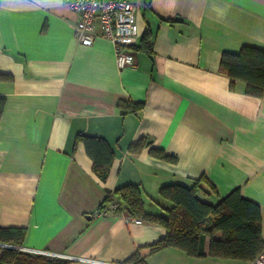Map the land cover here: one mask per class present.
Segmentation results:
<instances>
[{"label":"crops","instance_id":"crops-1","mask_svg":"<svg viewBox=\"0 0 264 264\" xmlns=\"http://www.w3.org/2000/svg\"><path fill=\"white\" fill-rule=\"evenodd\" d=\"M133 2L141 34L125 44L135 66L121 69L110 40L79 43L66 0H0V73L14 77L0 82V226L24 229L22 247L68 257L125 263L139 251L146 264H249L175 247L151 254L163 225L100 207L108 191L136 184L146 210L165 214L173 202L162 186L202 181L203 202L239 189L257 203L264 241V94H248L241 79L231 87L220 70L225 52L264 49V0ZM81 135L113 151L106 180ZM144 138L176 160L146 144L132 151Z\"/></svg>","mask_w":264,"mask_h":264},{"label":"trees","instance_id":"trees-1","mask_svg":"<svg viewBox=\"0 0 264 264\" xmlns=\"http://www.w3.org/2000/svg\"><path fill=\"white\" fill-rule=\"evenodd\" d=\"M145 38L147 37L145 36L144 40ZM150 44L151 41L147 40V45L150 46ZM220 70L231 78V87H234L236 79H241L246 83L248 94L254 96L264 94V49L245 45L239 52H225L222 55ZM13 80V75L0 73V82ZM6 103V98L0 97V120ZM141 104L133 101L121 102L122 106L132 110L139 109ZM80 139L93 158L95 173L102 180H106L113 161V151L109 144L104 139L88 135H81ZM145 144L151 146V152L154 155L176 160L174 155L166 153L161 148L153 147L152 142H147L145 138L133 144L131 150L139 151ZM205 181L210 184L207 180ZM210 186L211 192H215V187ZM199 191L209 193L202 188V181L195 182L191 187L184 184L164 185L160 194L172 201L173 205L164 208L165 214H153L145 208L140 186L128 184L114 191H108L100 210L101 212L105 210L126 212L129 216L140 218L142 221L163 225L167 235L149 246L151 254L167 247H175L194 257L210 255L253 261L264 249L260 206L244 198L239 189L232 191L217 205L201 201L197 196ZM114 202L119 204V208L109 209ZM217 232H221L220 237H216ZM24 238V229L0 226V242L16 246V248H4L0 264H14L18 260L20 253L18 248L22 247ZM208 238H210V244L207 253L205 244ZM140 256L138 251L124 264H146ZM37 263L55 264L51 259Z\"/></svg>","mask_w":264,"mask_h":264},{"label":"built area","instance_id":"built-area-1","mask_svg":"<svg viewBox=\"0 0 264 264\" xmlns=\"http://www.w3.org/2000/svg\"><path fill=\"white\" fill-rule=\"evenodd\" d=\"M66 5L78 17L74 29L79 43L91 46L97 38H106L115 46L117 63L121 69L127 66H135L134 57L131 52L125 49V44L128 40L134 39L141 34L138 3H134L133 0H66ZM118 208L119 204L115 202L109 206L111 210ZM135 221L137 223L142 222L137 219ZM21 249L24 251L49 253L44 250L26 247H21ZM68 258L94 264H124L78 257ZM249 264H264V249Z\"/></svg>","mask_w":264,"mask_h":264},{"label":"rangeland","instance_id":"rangeland-1","mask_svg":"<svg viewBox=\"0 0 264 264\" xmlns=\"http://www.w3.org/2000/svg\"><path fill=\"white\" fill-rule=\"evenodd\" d=\"M54 260L55 264H94L85 261H78L65 256L54 255L43 252H31L20 250L18 260L14 264H38L40 261ZM56 261V262H55Z\"/></svg>","mask_w":264,"mask_h":264},{"label":"water","instance_id":"water-1","mask_svg":"<svg viewBox=\"0 0 264 264\" xmlns=\"http://www.w3.org/2000/svg\"><path fill=\"white\" fill-rule=\"evenodd\" d=\"M0 246H2V247H8V248H14L13 245H11V244H5V243H0Z\"/></svg>","mask_w":264,"mask_h":264}]
</instances>
